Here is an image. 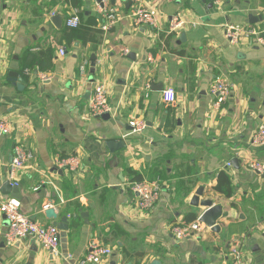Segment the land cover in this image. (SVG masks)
<instances>
[{
  "label": "crops",
  "instance_id": "crops-1",
  "mask_svg": "<svg viewBox=\"0 0 264 264\" xmlns=\"http://www.w3.org/2000/svg\"><path fill=\"white\" fill-rule=\"evenodd\" d=\"M97 1L0 0V118L11 124L10 134H0V186L7 181L13 144L21 141L32 157L17 176L20 211L49 224L55 220L43 206L50 204L58 219H69L68 257L61 241L52 257L37 241L6 244L8 222L0 212V264H72L92 239L113 251L99 264H224L235 236L244 237L247 264H264V174L249 168L253 159L264 161V147L251 144L264 121V45L225 38L229 24L263 33L264 0H110L119 14L138 3L157 9L162 28L135 27L123 18L109 30L102 29ZM72 12L80 24L68 28L65 18ZM178 13L186 25L168 33L167 22ZM55 14L63 16L60 28L50 21ZM49 47L51 69L22 68L27 52ZM13 56L25 80L22 90L8 80ZM102 75L107 118L88 113L93 82ZM218 77L231 90L215 111L209 88ZM167 87L175 94L172 104L163 100ZM137 118L145 121L140 132L130 125ZM119 140L121 148L107 145ZM74 153L83 164L80 180L56 165ZM232 158L237 161L227 168ZM220 170L233 185L229 198L214 189ZM143 179H158L163 188L147 213L130 190L131 182ZM199 186L201 199L223 207L218 229L178 240L172 226L204 210L190 205ZM10 197L0 192V201Z\"/></svg>",
  "mask_w": 264,
  "mask_h": 264
},
{
  "label": "built area",
  "instance_id": "built-area-1",
  "mask_svg": "<svg viewBox=\"0 0 264 264\" xmlns=\"http://www.w3.org/2000/svg\"><path fill=\"white\" fill-rule=\"evenodd\" d=\"M214 1L215 0H211ZM95 9L100 14L104 23L103 30H109L119 20L126 18L133 26H149L153 29H161V21L157 15V9L146 8L138 3L130 12L119 14L110 0H99L95 3ZM80 24V18L75 12L70 13L65 18V26L75 28ZM186 25V20L182 14H175L169 18L166 31L168 33L179 32ZM225 38L231 44H238L242 38L252 40L264 45V32L260 33L248 26L229 24L225 28ZM127 49H123L126 54ZM64 50L59 49V54L64 55ZM85 61L79 65L80 73L84 75ZM98 67H102L100 61ZM44 79L48 76L44 74ZM105 75L93 82L91 94L88 100V113L90 116H101L110 111L108 100V83ZM230 85L226 79L216 78L211 84L209 91L214 96L212 105L215 111H219L226 102L230 94ZM163 100L167 104L175 101V94L171 87L162 90ZM134 132H140L145 127V121L137 118L130 122ZM11 132L9 121L0 118V134L8 135ZM251 144L254 147H264V121L258 126L251 138ZM32 157V152L21 142L15 141L13 144V155L8 167L7 181L11 185H18L17 176L27 166ZM59 168L68 171L75 180H80L83 172V164L78 154H69L59 157L56 161ZM226 167H232L230 161L226 162ZM249 168L256 173L264 174V161L251 160ZM130 190L136 194L138 209L142 212H149L155 203L160 199L162 194V183L160 180H135L130 183ZM44 209L51 207L45 204ZM0 212L4 214L8 222V228L5 234V242L11 245L18 240L37 241L47 250L52 257L59 255L60 230L54 223L43 224L31 219L27 214L20 211V201L17 198L10 197L0 201ZM208 229L197 217L195 220L185 223H176L172 226L171 231L174 238L184 240L189 237H196L200 232ZM113 253L112 248L98 239H92L88 246V251L73 264H99L105 258ZM247 256L244 249V237H233L228 244L227 259L224 264H247Z\"/></svg>",
  "mask_w": 264,
  "mask_h": 264
},
{
  "label": "water",
  "instance_id": "water-1",
  "mask_svg": "<svg viewBox=\"0 0 264 264\" xmlns=\"http://www.w3.org/2000/svg\"><path fill=\"white\" fill-rule=\"evenodd\" d=\"M63 20V16L60 14H55L50 17V21L53 23V25L57 28L61 27ZM185 36L184 33L181 34L179 39H183ZM9 71L7 73L8 80L11 81L19 90H22L25 85V80L19 75V64L17 61V56H13V60L11 61ZM162 86H158L156 90H161ZM89 95V91L86 92V96ZM107 114L103 115V118H107ZM107 145L110 149L112 148H121V146H124L125 143L123 140L119 141H108ZM237 161V158H232L230 161L232 164L233 162ZM204 187L199 186L196 190L195 194L191 198L190 205L194 207L203 206L204 210L199 215V220L208 228H211L213 230L218 229V225L216 224L217 220L222 216L223 214V207L220 203H213L212 199L210 198H200V196L203 195ZM0 192L2 194H10L14 198H20L19 194V188L17 185H11L8 181L4 182L0 186ZM44 215L48 219H54L53 222L60 230V241H61V248L62 252L64 253L65 257H68L67 253V229L69 225V219L68 216L63 215L60 219H58V211L54 207H49L44 210ZM224 215H227V212H224ZM87 216L86 212H81V217ZM75 261H73L74 263ZM72 263V264H73ZM152 264H160L159 260H153Z\"/></svg>",
  "mask_w": 264,
  "mask_h": 264
},
{
  "label": "trees",
  "instance_id": "trees-1",
  "mask_svg": "<svg viewBox=\"0 0 264 264\" xmlns=\"http://www.w3.org/2000/svg\"><path fill=\"white\" fill-rule=\"evenodd\" d=\"M52 58H53V49L50 47L44 51L41 50L40 52H37L35 54H33L32 52H27L24 57L22 68L33 69L35 64H37L40 70L51 69L53 66ZM44 59H46L47 62L44 61ZM214 189L218 191L219 193H222L227 198L233 195V192H234L233 185L231 183L230 176L228 175L226 171L220 170L218 172L217 182L214 186ZM196 218H197V215L195 214L186 216L185 223L191 222L195 220Z\"/></svg>",
  "mask_w": 264,
  "mask_h": 264
}]
</instances>
